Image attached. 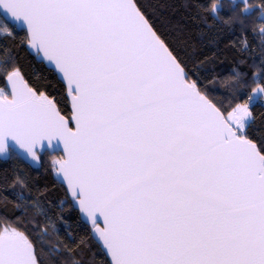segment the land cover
<instances>
[{"label": "snow or ice", "instance_id": "snow-or-ice-1", "mask_svg": "<svg viewBox=\"0 0 264 264\" xmlns=\"http://www.w3.org/2000/svg\"><path fill=\"white\" fill-rule=\"evenodd\" d=\"M211 10L219 19L221 5ZM17 29L62 83L71 115L5 60L0 154L39 161L45 148L63 153L51 161L65 188L61 205H77L108 264H264V135L250 136L251 101L264 100V86L245 102H235L240 88L227 103L210 98L215 78L202 86L203 61L190 67L174 54L136 0H0V34L15 38ZM17 184L26 181L14 175L3 190ZM31 206L46 217L39 200ZM33 235L4 227L0 264H40L44 234ZM82 243L63 251L72 256Z\"/></svg>", "mask_w": 264, "mask_h": 264}, {"label": "trees", "instance_id": "trees-1", "mask_svg": "<svg viewBox=\"0 0 264 264\" xmlns=\"http://www.w3.org/2000/svg\"><path fill=\"white\" fill-rule=\"evenodd\" d=\"M136 3L174 54L188 61L190 67L203 61L198 65L200 72L207 77L206 80L201 77L202 86L215 78L209 88L214 87L217 91L210 92V98L215 96L227 103L233 99L231 93L240 88L235 102H244L253 88L264 86L261 81L264 75V63L261 62L264 60V20L259 16L264 0L246 3L253 9L250 15L240 12L245 4L238 3L239 6L234 7L226 0H136ZM213 4L221 5L219 19L212 15ZM16 31L15 38L0 34V69L5 67L3 62L7 60V70L18 67L30 86H48L49 91L60 100L62 114L69 117V102L62 83H57L45 66L26 49V41L21 43L24 33ZM233 69L242 74L237 78L239 83L231 79L235 76ZM254 72L255 76L252 75ZM3 74L6 75V71ZM0 87H4L2 77ZM251 107L255 122L250 136L259 140L264 135V101L257 100ZM40 156L37 165H28L19 157L0 156V231L4 227H17L34 242L38 239L33 235L34 230L44 234L45 243L36 244L38 256L41 250L44 252L40 264H60L62 259L65 264H73V261L78 264H108L103 251H98L99 246L89 237L91 226L85 228L78 221L77 212L68 205L60 206L65 198V188L53 175L51 161L54 153L44 151ZM14 175L25 179V187L17 184L4 191ZM16 192L24 194L26 200L16 198ZM37 200L46 210V217L39 215L31 206ZM33 221L40 225L39 229H34ZM67 231L71 236L67 235ZM81 238L84 243L72 256L63 251L64 243L74 245ZM57 246L61 251L52 255L50 249L55 251Z\"/></svg>", "mask_w": 264, "mask_h": 264}, {"label": "water", "instance_id": "water-1", "mask_svg": "<svg viewBox=\"0 0 264 264\" xmlns=\"http://www.w3.org/2000/svg\"><path fill=\"white\" fill-rule=\"evenodd\" d=\"M17 30H19V29H17ZM27 49V48H26ZM28 50V49H27ZM29 51V50H28ZM8 90V92L10 93V89H7ZM65 95H66V93H65ZM66 98H67V96H66ZM68 99V102H69V108H70V115H71V103H70V99L69 98H67ZM63 115V114H62ZM69 115V116H70ZM73 127H74V124L72 125ZM18 151V150H17ZM45 151H48V152H55V151H53V150H49V149H47V148H45ZM55 153H61V155H63V153L62 152H55ZM0 156L1 157H5L4 156V154H0ZM20 158H22L26 163H28V164H34V165H37V163H38V161H32L31 159H27V158H25V157H20ZM56 181L59 183V184H61V185H63L62 184V182H61V180H60V178L59 177H56ZM75 205V208H76V210H78V208H77V205L76 204H74ZM78 213H79V210H78ZM79 215H80V218H81V220L86 224V225H91L90 224V222L89 221H87L86 220V218L84 217V216H82L80 213H79ZM101 226H103V223H102V220H101ZM96 244L99 246V244L96 242ZM104 253V252H103ZM105 257H107V256H105ZM107 260L109 261L110 260V257H107Z\"/></svg>", "mask_w": 264, "mask_h": 264}, {"label": "flooded vegetation", "instance_id": "flooded-vegetation-1", "mask_svg": "<svg viewBox=\"0 0 264 264\" xmlns=\"http://www.w3.org/2000/svg\"><path fill=\"white\" fill-rule=\"evenodd\" d=\"M226 1H230V2H232L233 3V0H226ZM248 2H250V0H237V3H243V4H246V3H248ZM7 94H9L10 95V93L8 92V90H7ZM45 151V150H44ZM45 152H48V151H45ZM50 154H53L54 153V158L53 159H55V158H59L60 156H62L61 155V153H55V152H49ZM42 154V153H41ZM20 158V157H19ZM20 159H22V158H20ZM24 161V160H23ZM25 162V161H24ZM26 163V162H25ZM38 163H39V161H38ZM37 163V164H38ZM26 164H28V163H26ZM28 165H31V164H28ZM34 165V164H33ZM63 200H65V198L63 199ZM75 203H72L71 202V200H68L67 202H65V203H63L62 205H61V203H60V206H66V205H68L69 207H71L75 212H77V219H78V221L80 222V223H82L83 224V226H85V228H87V226L88 225H86L82 220H81V218H80V215H79V213H78V210H76V208H75V205H74ZM89 226H91V225H89ZM66 227V226H65ZM68 227H66V229H67ZM67 233V235L69 234V231H67L66 232ZM69 236V235H68Z\"/></svg>", "mask_w": 264, "mask_h": 264}, {"label": "built area", "instance_id": "built-area-1", "mask_svg": "<svg viewBox=\"0 0 264 264\" xmlns=\"http://www.w3.org/2000/svg\"><path fill=\"white\" fill-rule=\"evenodd\" d=\"M258 96H260L259 93H257L254 97H253V100L251 101V105L255 103V101L259 100V101H264V100H261ZM247 100V97L245 98V101ZM244 101V102H245Z\"/></svg>", "mask_w": 264, "mask_h": 264}]
</instances>
